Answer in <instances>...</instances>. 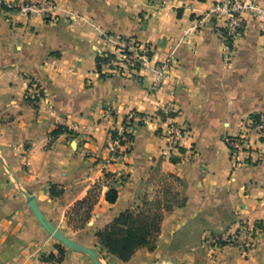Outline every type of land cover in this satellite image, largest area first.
Returning a JSON list of instances; mask_svg holds the SVG:
<instances>
[{
  "label": "crops",
  "instance_id": "0c3cea01",
  "mask_svg": "<svg viewBox=\"0 0 264 264\" xmlns=\"http://www.w3.org/2000/svg\"><path fill=\"white\" fill-rule=\"evenodd\" d=\"M214 1L55 0L46 19L0 0V264H97L52 236L27 194L105 264H264V228L251 247L242 234L221 242L245 220L264 226V142L236 168L226 142L264 116V21L245 13L228 57ZM121 37L153 47L135 74L98 66ZM34 81L46 93L38 102ZM132 112L133 146L107 165L111 131ZM170 123L187 131L164 156ZM149 199L164 212L154 249L128 260L108 252L97 232Z\"/></svg>",
  "mask_w": 264,
  "mask_h": 264
},
{
  "label": "built area",
  "instance_id": "2783aa9c",
  "mask_svg": "<svg viewBox=\"0 0 264 264\" xmlns=\"http://www.w3.org/2000/svg\"><path fill=\"white\" fill-rule=\"evenodd\" d=\"M55 4V0H17L16 5H18L19 11L26 16L36 15L52 19ZM248 12L264 21V7H262L260 0H215L208 11L217 21L221 22L222 37L228 57L234 51L235 41L244 34L245 13ZM152 53L153 47L151 44L142 42L135 37H121L116 52L104 51L100 52L99 55L106 58L104 63L113 72L135 74L148 62ZM166 68L167 63L159 67L160 76L164 74ZM45 94V90L37 81L30 84L28 88V98L30 100L41 101L44 99ZM136 118L137 113L132 112L125 118L121 127L112 129L117 132L114 137L111 133L108 147L111 155L106 160L107 165H111L116 162V159L126 156L131 150L134 143L132 124ZM186 131L185 126L178 123L168 124L166 130L168 145L163 150L164 156H170L172 152L178 150ZM252 132H256L257 142L252 141ZM226 142L230 149L233 168L255 160L253 154L258 149L256 144L264 142V116L255 114L250 116L246 121L244 130L238 135L227 136ZM242 154L247 156L242 158ZM240 226L239 235L226 236L223 239L221 238V242H237L240 234H242L243 240H239L241 245L251 247L255 243L257 233L264 228L260 223L251 225L246 220Z\"/></svg>",
  "mask_w": 264,
  "mask_h": 264
},
{
  "label": "trees",
  "instance_id": "16d2710c",
  "mask_svg": "<svg viewBox=\"0 0 264 264\" xmlns=\"http://www.w3.org/2000/svg\"><path fill=\"white\" fill-rule=\"evenodd\" d=\"M97 61L99 68H102L106 58L98 55ZM60 129L62 128L60 127ZM116 132V130L111 131L113 137ZM62 192V189L57 190L52 187V194L59 195ZM118 195L117 188H110L107 192V199L110 202H115ZM143 209L123 211L97 232L100 243L108 252L116 254L123 260H128L139 247L152 244L153 247L155 246L154 241L160 232L164 215L162 213V216L153 218L152 214H145Z\"/></svg>",
  "mask_w": 264,
  "mask_h": 264
},
{
  "label": "water",
  "instance_id": "95a60500",
  "mask_svg": "<svg viewBox=\"0 0 264 264\" xmlns=\"http://www.w3.org/2000/svg\"><path fill=\"white\" fill-rule=\"evenodd\" d=\"M27 202L32 207L35 215L37 216L38 220L41 222V224L48 230V232L63 242L68 247L81 251V252H87L89 253L95 262L97 264H105L100 259L99 253L95 251L93 248H90L78 241L73 240L72 238L68 237L66 234H64L60 229H58L42 212L38 202L36 201V197L30 194H27Z\"/></svg>",
  "mask_w": 264,
  "mask_h": 264
},
{
  "label": "rangeland",
  "instance_id": "374dc122",
  "mask_svg": "<svg viewBox=\"0 0 264 264\" xmlns=\"http://www.w3.org/2000/svg\"><path fill=\"white\" fill-rule=\"evenodd\" d=\"M18 5H16V7H17ZM18 9H19V7H17ZM144 211L143 212H145V214H152V217L153 218H158L159 217V215H161L162 216V213H163V215H164V212L161 210V206H160V204L158 203V201H156V199H149L147 202H145V205H144V209H143ZM155 242V241H154ZM102 245V244H101ZM153 245V244H152ZM152 245H148V248L150 249V250H153L154 249V247L152 246ZM103 246V245H102ZM153 248H152V247ZM104 247V246H103ZM105 248V247H104ZM106 249V248H105ZM104 250V249H103ZM107 250V249H106ZM113 254V253H112ZM114 255H116V254H114ZM101 259V258H100ZM102 260V259H101ZM103 261V260H102ZM104 262V261H103ZM105 263V262H104Z\"/></svg>",
  "mask_w": 264,
  "mask_h": 264
}]
</instances>
